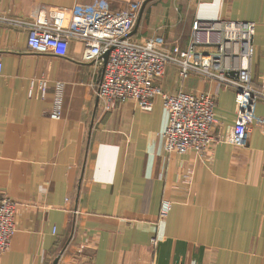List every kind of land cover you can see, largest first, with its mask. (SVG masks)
<instances>
[{
  "label": "crops",
  "instance_id": "obj_1",
  "mask_svg": "<svg viewBox=\"0 0 264 264\" xmlns=\"http://www.w3.org/2000/svg\"><path fill=\"white\" fill-rule=\"evenodd\" d=\"M101 1L138 19L136 0H0V195L16 205L0 264H264V102L255 105L247 147L168 154L161 98L151 112L131 100L105 112L95 94L103 68L82 61L80 42L69 43L65 58L34 54L15 25L40 8L83 12ZM195 20L255 25L257 87L264 0H154L142 13L141 38L131 41L186 50ZM40 81L63 85L58 120L50 118L53 92L28 97ZM160 86L167 95H215L214 134L235 124L231 90L195 75L181 81L172 66ZM163 201L170 209L160 218Z\"/></svg>",
  "mask_w": 264,
  "mask_h": 264
},
{
  "label": "built area",
  "instance_id": "obj_2",
  "mask_svg": "<svg viewBox=\"0 0 264 264\" xmlns=\"http://www.w3.org/2000/svg\"><path fill=\"white\" fill-rule=\"evenodd\" d=\"M144 1L136 0V8L139 9ZM136 22V12L110 13L101 1L83 12L40 8L31 19L15 25L27 31V46L34 54L65 58L69 43L80 42L82 61L103 68L95 94L105 112L129 100L136 102L141 111L151 112L154 100L161 98L168 115V124L162 133L166 153L182 155L192 151L203 156L209 147L220 143L247 147L255 105L264 102V78L254 87L250 74L255 25L195 20L188 47L181 50L178 45L163 48L153 39L134 43L131 34ZM104 55H107L105 64ZM167 66L178 70L181 81L195 75L234 92L237 114L228 134L213 133L215 95H167L162 91L160 82ZM52 92L50 118L58 120L62 84L50 86L46 81L32 82L28 97L45 100ZM169 209V202L163 201L160 218L167 216ZM15 215V203L0 195V259L8 252L16 231ZM156 243L152 241L153 246Z\"/></svg>",
  "mask_w": 264,
  "mask_h": 264
},
{
  "label": "water",
  "instance_id": "obj_3",
  "mask_svg": "<svg viewBox=\"0 0 264 264\" xmlns=\"http://www.w3.org/2000/svg\"><path fill=\"white\" fill-rule=\"evenodd\" d=\"M152 1H154V0H145V1L143 2V4L141 5L140 11H139V15H138V19H137V22H136L135 28H134V30H133L131 36H133V35L136 33L137 29H138L139 22H140V19H141V16H142V13H143V11H144L145 6H146L148 3L152 2ZM103 61H104V64H105L106 61H107V55H104V56H103ZM53 264H57V260H55V262H54Z\"/></svg>",
  "mask_w": 264,
  "mask_h": 264
},
{
  "label": "rangeland",
  "instance_id": "obj_4",
  "mask_svg": "<svg viewBox=\"0 0 264 264\" xmlns=\"http://www.w3.org/2000/svg\"><path fill=\"white\" fill-rule=\"evenodd\" d=\"M135 36H137L138 38H141L140 32H137V33L135 34ZM133 38H134V36H133ZM163 48H164V46H163Z\"/></svg>",
  "mask_w": 264,
  "mask_h": 264
}]
</instances>
